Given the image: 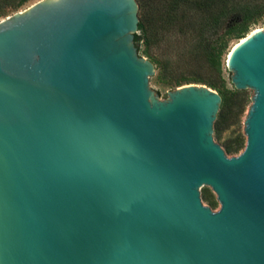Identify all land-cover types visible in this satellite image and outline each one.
I'll return each instance as SVG.
<instances>
[{"label": "water", "instance_id": "95a60500", "mask_svg": "<svg viewBox=\"0 0 264 264\" xmlns=\"http://www.w3.org/2000/svg\"><path fill=\"white\" fill-rule=\"evenodd\" d=\"M139 12L41 0L0 20V264H264V27L226 58L254 93L232 157L221 94L151 88Z\"/></svg>", "mask_w": 264, "mask_h": 264}, {"label": "trees", "instance_id": "16d2710c", "mask_svg": "<svg viewBox=\"0 0 264 264\" xmlns=\"http://www.w3.org/2000/svg\"><path fill=\"white\" fill-rule=\"evenodd\" d=\"M31 0H0V19L7 10L16 11ZM141 20L139 31L149 41L162 44L177 33L186 40L194 41L189 48L191 54L204 56V63L212 72L222 75L226 55L230 53V40L243 39L251 24L264 17V4L256 0H137ZM15 12V13H16ZM175 32V33H173ZM250 34V33H249ZM142 36L136 34L139 49ZM140 50V49H139ZM200 59V58H199ZM198 58L195 61L199 62ZM157 70L161 62L155 60ZM160 78V75H159ZM190 81L188 84H191ZM216 90L219 86L212 81L199 79ZM222 112L226 105L223 95ZM219 120V119H218Z\"/></svg>", "mask_w": 264, "mask_h": 264}, {"label": "rangeland", "instance_id": "374dc122", "mask_svg": "<svg viewBox=\"0 0 264 264\" xmlns=\"http://www.w3.org/2000/svg\"><path fill=\"white\" fill-rule=\"evenodd\" d=\"M38 1L41 0H31L18 9L17 12L28 8ZM256 2H262L264 4V0H256ZM15 12L13 10H7V16ZM7 16L2 17L0 20ZM139 17L141 20V15ZM263 27L264 17L256 24L250 25L246 36L253 30ZM138 35L142 36L139 45L140 55L152 61L154 64L155 60L161 62L157 74L150 80L151 88L159 95H167L177 88L189 85L188 83L190 81H192L191 84L209 87L205 83H197L199 79L212 81L219 86L215 91L226 97V105L224 110L218 114L219 120L217 119L215 123L214 139L232 157L240 155L247 145L244 122L254 93L236 90L231 82L226 65H224L222 75H220L212 72L204 63H201V60L204 61V56L199 55V57H196L198 54H191L189 52V48L194 44V41H187L185 37H181L175 33L162 44H154V39L148 41L143 31H139ZM238 41L239 39L230 40V48L232 49ZM195 58H200L199 62L195 61ZM155 66L157 69L158 65L155 64ZM204 199L206 206L211 207L214 211L220 209V204L214 192L204 197Z\"/></svg>", "mask_w": 264, "mask_h": 264}, {"label": "bare ground", "instance_id": "6f19581e", "mask_svg": "<svg viewBox=\"0 0 264 264\" xmlns=\"http://www.w3.org/2000/svg\"><path fill=\"white\" fill-rule=\"evenodd\" d=\"M256 30H258V29H255V30H253L252 32H254V31H256ZM252 32H251V33H252ZM251 33H250V34H251ZM250 34H249V35H250ZM247 36H248V35H247ZM243 39H244V38H243ZM241 40H242V39H241ZM239 41H240V40H239ZM239 41H238V42H239ZM238 42H237V43H238ZM237 43H236V44H237ZM236 44H235V45H236ZM235 45H234V46H235ZM234 46H233V47H234ZM233 47H232V48H233Z\"/></svg>", "mask_w": 264, "mask_h": 264}]
</instances>
